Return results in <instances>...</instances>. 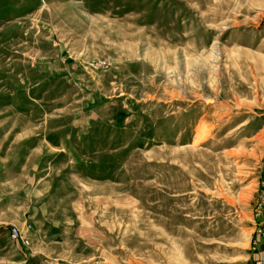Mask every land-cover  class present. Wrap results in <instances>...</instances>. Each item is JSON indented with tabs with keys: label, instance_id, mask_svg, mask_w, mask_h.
Returning <instances> with one entry per match:
<instances>
[{
	"label": "rangeland",
	"instance_id": "obj_1",
	"mask_svg": "<svg viewBox=\"0 0 264 264\" xmlns=\"http://www.w3.org/2000/svg\"><path fill=\"white\" fill-rule=\"evenodd\" d=\"M263 212L264 0H0V264H261Z\"/></svg>",
	"mask_w": 264,
	"mask_h": 264
},
{
	"label": "crops",
	"instance_id": "obj_2",
	"mask_svg": "<svg viewBox=\"0 0 264 264\" xmlns=\"http://www.w3.org/2000/svg\"><path fill=\"white\" fill-rule=\"evenodd\" d=\"M263 218H264V212H263ZM258 250L256 253V256L260 259V263L264 264V238H260L258 240Z\"/></svg>",
	"mask_w": 264,
	"mask_h": 264
},
{
	"label": "built area",
	"instance_id": "obj_3",
	"mask_svg": "<svg viewBox=\"0 0 264 264\" xmlns=\"http://www.w3.org/2000/svg\"><path fill=\"white\" fill-rule=\"evenodd\" d=\"M19 230L17 228H14L11 230V237L15 238L16 236H18Z\"/></svg>",
	"mask_w": 264,
	"mask_h": 264
},
{
	"label": "bare ground",
	"instance_id": "obj_4",
	"mask_svg": "<svg viewBox=\"0 0 264 264\" xmlns=\"http://www.w3.org/2000/svg\"><path fill=\"white\" fill-rule=\"evenodd\" d=\"M243 124H244V123L240 124V126L243 125Z\"/></svg>",
	"mask_w": 264,
	"mask_h": 264
}]
</instances>
